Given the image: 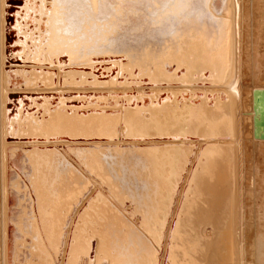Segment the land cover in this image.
I'll return each instance as SVG.
<instances>
[{"label":"bare ground","instance_id":"bare-ground-1","mask_svg":"<svg viewBox=\"0 0 264 264\" xmlns=\"http://www.w3.org/2000/svg\"><path fill=\"white\" fill-rule=\"evenodd\" d=\"M214 3L219 29L210 37L176 33L177 50L164 53L184 67L180 75L160 70L149 75L154 84L108 85L99 81L133 75L129 62L88 58L80 64L91 68L78 70L102 85L63 87L61 80L84 73L57 71L64 77L58 80L53 70H27L12 66L16 57L6 58L19 48L5 46L16 40L5 29L14 15L5 25L0 0V264H258L264 237L253 225L250 168L257 144L264 154V138L253 135L252 91L264 90V75L258 86L249 84L243 66L245 0ZM66 96H79L65 103L84 105L82 114H96L55 111L39 128L16 125V107L27 121L30 103L42 102L45 111ZM65 132L108 138H48ZM16 134L43 138L11 137ZM112 155L118 159L108 163Z\"/></svg>","mask_w":264,"mask_h":264},{"label":"water","instance_id":"water-1","mask_svg":"<svg viewBox=\"0 0 264 264\" xmlns=\"http://www.w3.org/2000/svg\"><path fill=\"white\" fill-rule=\"evenodd\" d=\"M214 2L215 0H5L4 7L7 8L5 10V25L10 22L8 16L14 15L13 23L5 28L6 37L11 29L16 39L7 40L5 46L13 45L19 48L16 52L6 51V58L16 57L20 62L12 63V66H24L27 70L36 69L37 72L53 70L54 77H57V71L63 72L65 69H73L80 74L84 73L81 76L77 75L76 80H72L71 77L63 83L61 79L64 77H57L58 80H61L60 84L63 87H99L102 84L93 83L96 75L87 70H78V68H91L86 63L80 64L85 59L111 57V60L115 62L125 63L128 61L133 75L124 76L126 72L123 71V74L121 73L119 76L113 74L112 79H101L100 83L115 86L154 84L155 82L149 80V75L157 74L160 70H166L168 74L178 72L177 75H180L181 69H184V67H176V63H170L163 59L164 53L172 54L177 50L179 46L177 43L180 39H173L176 33H186V35L191 33L189 36L192 37L203 33L210 37L214 31L219 29L220 13L214 11L216 6ZM10 6L11 9H8ZM140 22L142 23L140 24ZM142 32L145 33L143 36L134 37L137 33ZM63 56L65 61L61 59L59 62L58 59ZM153 60L157 63L156 68ZM88 63L99 64L98 61H89ZM94 70L97 71V68ZM103 70L106 71L107 68H103ZM12 75H15L11 77L13 81L19 80L21 82L18 85H23L24 81L21 75L16 73ZM101 77L105 78L106 74ZM117 78L121 79L117 80ZM136 79L138 82L133 81ZM139 79L142 80L139 81ZM170 95L172 96L171 93ZM78 97H62L64 103L59 102L58 105L48 103L45 111L42 102L30 103L28 106L34 107V109L27 114H33V117L27 118V121L20 119V107L18 106L15 111L17 118L14 121L19 120L21 122L19 129L27 131L28 127H24L27 126V123L39 128L55 111L79 117L91 115L93 112L81 113L83 110H87L84 105L65 103L74 102L79 99ZM47 98H56V96L50 95ZM252 98L253 135L264 138V90L254 89ZM131 99H126L127 104H131ZM41 100L43 101V97ZM115 101L118 102V99ZM135 101L142 102L140 99H135ZM162 103L163 101L158 105ZM149 104L158 106L152 101ZM139 106H142V103L135 104L131 108ZM19 121L16 122L17 126L20 125ZM72 124L77 128L81 127L78 121ZM11 137L18 139L43 138L41 135L34 134L27 136L16 134ZM65 137L79 140L108 138L105 135L70 136L66 132L48 135V138L52 139ZM46 141L49 140L46 139ZM103 155L109 156L110 154L105 151ZM110 158L107 160L108 163L118 159L114 155ZM80 161L83 163L81 159Z\"/></svg>","mask_w":264,"mask_h":264},{"label":"rangeland","instance_id":"rangeland-1","mask_svg":"<svg viewBox=\"0 0 264 264\" xmlns=\"http://www.w3.org/2000/svg\"><path fill=\"white\" fill-rule=\"evenodd\" d=\"M245 4H246V15H245V20L243 17V22L246 23L247 26H246V37H245V42H246L245 56H243V58L244 57L245 58L242 61H245L243 62V66H246L248 69H250L249 70V73H250L249 80L250 79L251 80L250 82L248 80L249 84L252 83L254 86H258L259 81L256 78L258 76L262 77L264 75V0H245ZM253 76L255 78H253ZM255 145L256 143H254L253 147ZM257 146L254 147L255 154L257 157L254 156L253 167L250 168L251 171L249 170L250 173L251 172L253 173V174L252 173L250 174L252 176V177L250 176L252 178L250 180L253 181V186L251 187L250 190L251 191L254 190L252 191L254 192L253 210H254V215H255V216L253 215V219L255 221V222L253 221V225L256 227V229H259L258 230V232L260 231L259 236L264 237L263 235L264 233L261 232V231H264V225H263L264 223H262L264 222V198H263L264 197V162H263L264 154H262L263 156L262 158L261 152L259 155ZM257 169L262 170V171L260 172ZM262 212L263 214H261ZM258 221H260L261 223ZM0 259H1V255H0ZM262 261L264 262L263 254L261 255V258L259 259V262H262ZM259 262L258 264H263Z\"/></svg>","mask_w":264,"mask_h":264}]
</instances>
